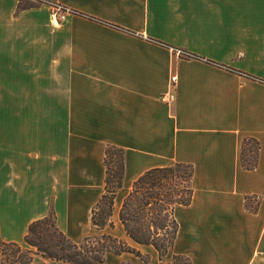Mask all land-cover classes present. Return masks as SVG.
I'll use <instances>...</instances> for the list:
<instances>
[{
    "label": "crops",
    "instance_id": "0c3cea01",
    "mask_svg": "<svg viewBox=\"0 0 264 264\" xmlns=\"http://www.w3.org/2000/svg\"><path fill=\"white\" fill-rule=\"evenodd\" d=\"M19 2L0 0L2 239L24 245L53 208L72 240L113 234L149 258L108 252L95 264L174 254L264 264V0H49L20 12ZM55 4L69 10L59 27ZM249 137L260 145L253 170L241 161ZM112 145L124 151V179L114 226L100 230L92 214ZM178 162L194 165L193 198L176 206L175 244L160 256L119 215L145 171Z\"/></svg>",
    "mask_w": 264,
    "mask_h": 264
},
{
    "label": "trees",
    "instance_id": "16d2710c",
    "mask_svg": "<svg viewBox=\"0 0 264 264\" xmlns=\"http://www.w3.org/2000/svg\"><path fill=\"white\" fill-rule=\"evenodd\" d=\"M47 1L49 0H41L36 4L30 0H20L17 11L37 7ZM187 56L200 57L192 53ZM245 75L251 77L249 74ZM258 151L260 145L256 139L249 137L243 141L241 161L244 168L253 170L257 167ZM105 163L106 193L92 214V222L100 230L108 225L114 226L111 221L114 198L124 179L123 149L115 145L107 147ZM193 166L178 162L170 166L148 169L134 181L130 192L124 198L119 215L127 236L134 243L151 245L160 256L166 255L174 247L178 233V222L174 217L175 208L179 204L188 205L193 198ZM99 210L102 212L97 215ZM55 213L52 208L49 214L31 223L24 245L5 241L0 234V264H47L44 260L37 261V256L46 260L63 261L65 264H95L104 262L108 252L118 255L126 251L148 262V256L142 254L137 247L113 234L89 235L82 242L72 240L58 226ZM176 263L194 264L189 257L182 254H174L172 261L165 264Z\"/></svg>",
    "mask_w": 264,
    "mask_h": 264
},
{
    "label": "built area",
    "instance_id": "2783aa9c",
    "mask_svg": "<svg viewBox=\"0 0 264 264\" xmlns=\"http://www.w3.org/2000/svg\"><path fill=\"white\" fill-rule=\"evenodd\" d=\"M68 12L69 10L67 8L55 4L50 12V20L53 26L56 27L61 26L63 22L67 19ZM172 80H173L172 82H175L177 80V76L173 75ZM175 97L176 96L174 93H170L164 95L162 99L171 102L174 100Z\"/></svg>",
    "mask_w": 264,
    "mask_h": 264
},
{
    "label": "rangeland",
    "instance_id": "374dc122",
    "mask_svg": "<svg viewBox=\"0 0 264 264\" xmlns=\"http://www.w3.org/2000/svg\"><path fill=\"white\" fill-rule=\"evenodd\" d=\"M30 1H33L36 4H38L41 0H30ZM107 209H108V207H107ZM113 209H114V206H113ZM108 211H109V209H108ZM101 212H102V210H99L97 215L101 214ZM112 212H113V210H112ZM36 260L37 261H43V260L38 259L37 257H36ZM0 261H1V256H0ZM176 264H179V263H176Z\"/></svg>",
    "mask_w": 264,
    "mask_h": 264
}]
</instances>
